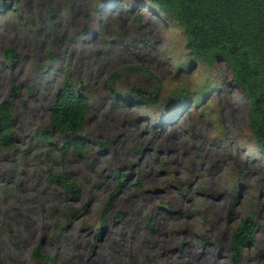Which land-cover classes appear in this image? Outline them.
Masks as SVG:
<instances>
[{"label":"rangeland","instance_id":"obj_1","mask_svg":"<svg viewBox=\"0 0 264 264\" xmlns=\"http://www.w3.org/2000/svg\"><path fill=\"white\" fill-rule=\"evenodd\" d=\"M0 3V264H264V150L225 61L192 56L149 0ZM64 88L89 99L83 153L51 127Z\"/></svg>","mask_w":264,"mask_h":264},{"label":"trees","instance_id":"obj_2","mask_svg":"<svg viewBox=\"0 0 264 264\" xmlns=\"http://www.w3.org/2000/svg\"><path fill=\"white\" fill-rule=\"evenodd\" d=\"M163 10L166 16L178 20L186 31L192 56L209 63L225 61L231 68L234 80L249 97V119L256 142L264 150V0H149ZM3 4L0 3V11ZM8 59L19 54L10 49ZM117 74H113V78ZM75 88H64L55 97L51 108V127L65 138V148L78 153L88 147L80 135L89 99ZM150 99L153 93L137 89ZM133 93H124V100ZM11 106L0 107V136L6 145L13 146ZM39 136H43L41 133ZM103 147L106 143H101ZM126 173L117 172L124 181ZM66 189L75 191L76 184L58 177ZM256 225L253 219H244L233 233L230 249L233 261H239L245 247L255 241ZM39 260L49 256L39 255ZM50 259V258H49Z\"/></svg>","mask_w":264,"mask_h":264},{"label":"bare ground","instance_id":"obj_3","mask_svg":"<svg viewBox=\"0 0 264 264\" xmlns=\"http://www.w3.org/2000/svg\"><path fill=\"white\" fill-rule=\"evenodd\" d=\"M0 169H3V165L2 166H0ZM86 239H83V241H81V242H84Z\"/></svg>","mask_w":264,"mask_h":264}]
</instances>
